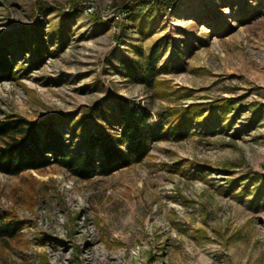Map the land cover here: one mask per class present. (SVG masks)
<instances>
[{
    "label": "rangeland",
    "instance_id": "374dc122",
    "mask_svg": "<svg viewBox=\"0 0 264 264\" xmlns=\"http://www.w3.org/2000/svg\"><path fill=\"white\" fill-rule=\"evenodd\" d=\"M133 1L0 0V41L18 70L0 81V116L79 117L125 96L169 129L173 107L233 104L217 127L165 130L110 173L0 171V207L27 240L1 247L0 264H43L45 253L50 264H264V0ZM38 31L48 47L27 70L25 39ZM156 46L148 80L133 69Z\"/></svg>",
    "mask_w": 264,
    "mask_h": 264
},
{
    "label": "trees",
    "instance_id": "16d2710c",
    "mask_svg": "<svg viewBox=\"0 0 264 264\" xmlns=\"http://www.w3.org/2000/svg\"><path fill=\"white\" fill-rule=\"evenodd\" d=\"M133 2L140 5L138 0ZM127 10L131 11V6L128 5ZM25 40L28 44L25 48L34 54L33 60L28 61L30 65L26 66L29 70L34 66L31 62L39 64L42 61L48 41L39 31L36 36ZM6 42L0 41V81L11 80L18 73L13 61L17 50L8 47ZM158 58L156 46L145 65L133 70L138 75L144 72L150 80L157 74ZM232 104L233 97L216 102L192 103L187 108L173 107L163 115L165 121L167 118L172 121L169 129L164 127V121L149 122L148 110L138 107L125 96L115 97L111 106L100 102L79 117L75 111L52 114L40 122L13 113L0 116V171L14 175L31 168L43 169L47 165L58 164L82 179L102 172L110 173L119 166L143 159L153 141L167 136L165 130L184 138L190 134L193 123L217 127ZM205 112H208L207 115H204ZM65 128L71 130V137L65 135ZM23 224L15 211L0 207V248L12 247L20 241L27 242L22 232ZM43 256L42 263L50 264L47 254Z\"/></svg>",
    "mask_w": 264,
    "mask_h": 264
}]
</instances>
